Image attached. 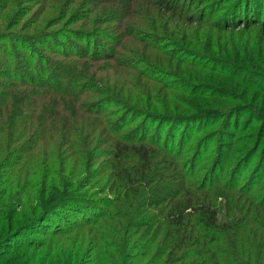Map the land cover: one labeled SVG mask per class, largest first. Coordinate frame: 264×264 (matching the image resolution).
I'll use <instances>...</instances> for the list:
<instances>
[{
  "label": "trees",
  "instance_id": "obj_1",
  "mask_svg": "<svg viewBox=\"0 0 264 264\" xmlns=\"http://www.w3.org/2000/svg\"><path fill=\"white\" fill-rule=\"evenodd\" d=\"M30 1L0 0V264H264V0H158L129 46L116 0Z\"/></svg>",
  "mask_w": 264,
  "mask_h": 264
},
{
  "label": "rangeland",
  "instance_id": "obj_2",
  "mask_svg": "<svg viewBox=\"0 0 264 264\" xmlns=\"http://www.w3.org/2000/svg\"><path fill=\"white\" fill-rule=\"evenodd\" d=\"M88 1L89 2H96L97 0H88ZM184 1L187 2V0H184ZM212 1L213 0H211V1L210 0H192V1H190V2H192L191 4H189V2H188L189 9L191 10V12H198L201 8H203V6L205 4H207L209 2H212ZM27 2L30 3V5L32 4V2L30 0H27ZM51 2H52V0H51ZM157 2H158V0H126V2H121L119 0H116L115 12L117 11L120 14V11H125L127 13H125V14H123L121 16H119V14H117V16L116 15H112L110 17L113 18L116 21L115 24L119 25L118 27H120V26H122L124 24V26L128 27L131 30L132 33L131 34L128 33L129 36H128L127 40H128L129 43L126 44V46H129L130 44L134 43L135 41L137 42V41L146 39L150 34H152L153 31H151V30L154 27L153 22L150 24L151 26H149V29H146L145 27H143L141 25H138V24L143 23V21L140 18V16H142V17H152L153 16L151 14V12H150L151 7H154L157 10H159V7H158L159 3L157 4ZM68 3H69V1H68ZM97 3L98 4L101 3L102 4L101 5L102 8H108L109 10L112 9L113 5L115 4L112 1H105V0H99V2H97ZM64 5H65V3H64ZM6 6H7L6 3L5 4L0 3V8L1 7L5 8ZM212 6H215V4L212 5ZM42 7L43 8H40V16L42 15V13H43V11L45 9H49L50 10V5L48 3L47 4H43ZM122 9H124V10H122ZM161 12H163V9H160L158 14H155L156 21H159L162 18L161 15H160ZM58 14H59V10L57 11V13L55 15H58ZM35 16H38V17L34 21L31 20L33 23H37V21L39 19V15H34V16H32V18L35 17ZM120 19H121V21H119ZM53 22L57 23L58 19L54 20ZM49 24L50 23H48V25ZM54 28L56 30V29H59L60 26L59 25H55ZM65 29H67V27L64 26V28L60 29V31L63 32ZM96 29L98 31L102 30V26H101L100 22H97ZM231 29L235 33H234V35H228L230 38H239L240 36L241 37H243V36L245 37L247 35L248 28H246L244 24L236 25V26L232 27ZM46 33L47 32H45L44 34H46ZM166 35L169 38L172 36L170 34H166ZM166 35H165V37H166ZM53 36L56 37L55 34H53ZM70 36L71 35H68L67 38L69 39ZM173 38H174V40H176V37H173ZM62 40H64V39H62ZM178 40L179 41L180 40L184 41V39H182V38H178ZM224 40H223L222 43H224ZM234 44L235 43H231V48H230V51H231L232 55L236 54V49L234 48ZM211 54H213V52L210 53L209 55H211ZM158 57H159V55H158ZM231 59L234 60V61H238V60H235L233 58H231ZM169 60H170V55H169ZM6 61H7V56H5L2 53H0V64H2L3 66H6ZM211 73L214 74L215 77H211L212 76ZM208 76H209L208 78L207 77L198 76L197 80H210L211 83L213 82L212 84H214L216 86H224V87L231 88V89L235 88L238 91L239 87L237 86L238 82L236 80H232L231 78L230 79L219 78L220 76L215 70H209ZM231 104H232V102H228L229 106ZM54 156H56V155L54 154ZM228 171H229V168H226V173H225L226 175L222 176L223 177L222 182H221L222 186L224 185L223 181L226 179ZM90 207H94V206L90 205ZM75 241H76V239H74V241L71 240L72 243L75 242ZM87 243L89 244V248H90L89 250H93V247L91 246V243L89 241H85V242H79V244H81L80 247L78 248L79 251L82 250L84 248V246H86Z\"/></svg>",
  "mask_w": 264,
  "mask_h": 264
}]
</instances>
